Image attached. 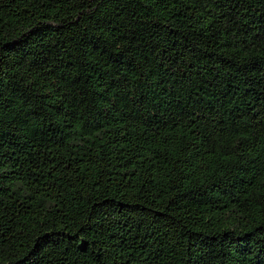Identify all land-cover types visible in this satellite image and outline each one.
Returning a JSON list of instances; mask_svg holds the SVG:
<instances>
[{"label":"trees","instance_id":"trees-1","mask_svg":"<svg viewBox=\"0 0 264 264\" xmlns=\"http://www.w3.org/2000/svg\"><path fill=\"white\" fill-rule=\"evenodd\" d=\"M0 264H264V0H0Z\"/></svg>","mask_w":264,"mask_h":264}]
</instances>
